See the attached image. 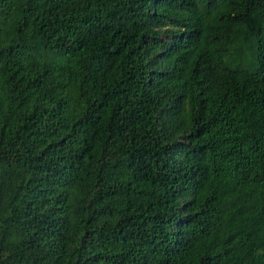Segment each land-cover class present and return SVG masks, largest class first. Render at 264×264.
I'll return each instance as SVG.
<instances>
[{"label": "trees", "instance_id": "16d2710c", "mask_svg": "<svg viewBox=\"0 0 264 264\" xmlns=\"http://www.w3.org/2000/svg\"><path fill=\"white\" fill-rule=\"evenodd\" d=\"M0 264H264V0H0Z\"/></svg>", "mask_w": 264, "mask_h": 264}]
</instances>
